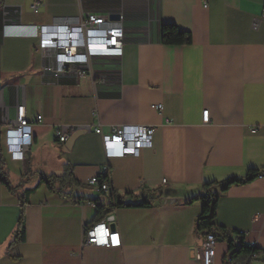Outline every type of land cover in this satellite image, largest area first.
Segmentation results:
<instances>
[{"label":"crops","instance_id":"0c3cea01","mask_svg":"<svg viewBox=\"0 0 264 264\" xmlns=\"http://www.w3.org/2000/svg\"><path fill=\"white\" fill-rule=\"evenodd\" d=\"M263 11L264 0H209L208 7L204 0H3L0 75L20 76L0 87V147L8 181L19 187L12 192L0 175V264H204L205 237L195 233L202 205L189 201L206 182L264 173ZM92 13L122 15V56L62 69L41 48L37 26ZM163 24L189 31L192 42L163 44ZM19 105L31 120L22 161L12 159L7 143ZM98 125L105 133L119 125L156 131L138 155L107 156ZM58 127L92 130L68 149L55 138ZM106 162L111 190L102 194L88 181ZM66 168L77 183L66 188L74 197L102 200L115 191L129 203V192L141 202L144 191L161 190L162 200L116 208L103 219L119 232L120 247L84 245L97 207L42 181ZM20 197L28 202L22 240L15 234ZM215 225L234 242L255 245L257 257L245 264H264V175L220 197ZM229 248L227 238H217L211 264H225Z\"/></svg>","mask_w":264,"mask_h":264},{"label":"built area","instance_id":"2783aa9c","mask_svg":"<svg viewBox=\"0 0 264 264\" xmlns=\"http://www.w3.org/2000/svg\"><path fill=\"white\" fill-rule=\"evenodd\" d=\"M209 0H204V6L208 7ZM38 5H36V8ZM264 21V11L261 15ZM37 35L40 39L41 48L47 51L48 57L53 59L57 66L66 69L75 64L89 65L94 58L122 56L125 43V32L123 28L122 15L118 19H111L104 15L92 13L88 15L55 17L50 24L37 26ZM106 56H104V55ZM46 69L52 70L51 66ZM84 75V72H80ZM151 107L157 111L162 110L161 104H152ZM42 116L36 120L41 121ZM210 119V111L203 112L204 122ZM7 143L12 159L22 161L26 150L30 147L31 120L26 113L25 105L17 107L16 118L7 123ZM79 130H92L91 127L68 128L58 127L55 130V138L66 144L69 139ZM95 133L101 136L107 156L111 154L138 155L139 152L150 145L155 134L156 127L151 125H119L110 127L105 133L100 125L94 128ZM20 139V143L16 141ZM89 184L98 193H108L111 190V167L106 162L99 173L92 177ZM162 183H167L163 179ZM138 189L146 188L145 180H141ZM84 245L97 247L117 248L121 246L120 234L112 231L107 221L93 223L85 228ZM239 235L244 236L243 232ZM217 239L213 234L205 238L203 263L211 264L216 255ZM256 249L255 245H251ZM258 252H253L250 259L257 257Z\"/></svg>","mask_w":264,"mask_h":264},{"label":"trees","instance_id":"16d2710c","mask_svg":"<svg viewBox=\"0 0 264 264\" xmlns=\"http://www.w3.org/2000/svg\"><path fill=\"white\" fill-rule=\"evenodd\" d=\"M3 0H0V4ZM161 42L166 45H186L192 42V35L189 31H184L179 29L174 24H163L161 27ZM19 74L13 72H3L0 75V83L2 84H17ZM0 175L2 182H4L12 192H16L19 186L13 187L8 181V174L5 173L4 163L1 157V147H0ZM62 175H51L43 176L42 181L45 182L49 189L59 193L63 197L71 198L73 201L78 200H89L95 204L97 207V214L91 223L99 222L111 215L116 208L120 207H132V206H151L155 201L162 200L161 190L157 191H144L143 199L141 202H137L138 197L133 195L131 192L127 193L125 196H130L133 202H126L123 197L112 191L111 194L100 200L98 199H86L81 197H74L70 193L66 192V188L71 187L76 182L73 179V173L71 169H67L62 172ZM258 169H252L245 177H231L222 181H210L203 184L201 190L195 195L191 200L192 202H200L202 205V212L197 218L195 223V233L198 236H203L206 238L208 234H213L215 238L226 239L229 243V253L226 256L225 264H245V259L250 256L253 252H258L251 245H246L243 241L240 243L234 242L228 234L230 232L216 227L215 219L217 215L218 201L222 195H224L231 187L240 184H247L259 176H263ZM77 184V183H76ZM31 190H26L25 193L28 194ZM21 201V215L18 220V226L15 231L16 238L22 240L25 235V209L28 204L24 197H20ZM241 240V235L239 236Z\"/></svg>","mask_w":264,"mask_h":264},{"label":"water","instance_id":"95a60500","mask_svg":"<svg viewBox=\"0 0 264 264\" xmlns=\"http://www.w3.org/2000/svg\"><path fill=\"white\" fill-rule=\"evenodd\" d=\"M111 18H112V19H118V18H119V15H112ZM56 74H60V73L58 72V73H56ZM0 87H1V83H0ZM86 133H87L86 130H79V131H77V132H76V133H75V134L69 139V141H68L67 144H66V147H67L68 149H71V148L73 147L75 141H76L79 137H81L82 135H84V134H86ZM56 174H57V175H61L62 172H61V171H58V172H56Z\"/></svg>","mask_w":264,"mask_h":264},{"label":"bare ground","instance_id":"6f19581e","mask_svg":"<svg viewBox=\"0 0 264 264\" xmlns=\"http://www.w3.org/2000/svg\"><path fill=\"white\" fill-rule=\"evenodd\" d=\"M104 55V54H103ZM19 139V138H18ZM16 140H17V138H16ZM260 177H262V176H260Z\"/></svg>","mask_w":264,"mask_h":264}]
</instances>
